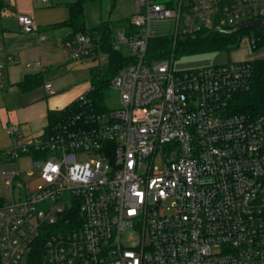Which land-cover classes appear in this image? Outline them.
Listing matches in <instances>:
<instances>
[{"label":"built area","instance_id":"1","mask_svg":"<svg viewBox=\"0 0 264 264\" xmlns=\"http://www.w3.org/2000/svg\"><path fill=\"white\" fill-rule=\"evenodd\" d=\"M134 1L130 32L114 38L135 59L111 80L116 109L67 115L27 143L8 126L15 142L0 158L31 155L39 176L33 186L3 173L0 264H25L43 234L47 264H264V114L232 108L251 88L253 60L176 70L173 55L147 58L154 19H173L175 39L195 38L264 19V0ZM17 21L39 29L31 15ZM63 47L72 60L98 53L84 33ZM14 60L0 48V89Z\"/></svg>","mask_w":264,"mask_h":264},{"label":"crops","instance_id":"2","mask_svg":"<svg viewBox=\"0 0 264 264\" xmlns=\"http://www.w3.org/2000/svg\"><path fill=\"white\" fill-rule=\"evenodd\" d=\"M1 1L0 48L5 52L13 53L15 60L7 63L4 87L0 89V151L8 149L15 142L7 132L9 125L18 126L21 142H31L42 136L46 130L50 111L64 109L88 92L92 86L90 69H85V66L78 67L79 84L74 91L68 88L67 80L64 81L61 77L65 67L64 62L72 59L68 58L63 47L70 30L60 25L69 18L68 4L75 0ZM131 1L133 5L129 7L134 12L135 1ZM20 13L33 16L39 28L37 32L22 31L17 21V15ZM41 33L47 38L42 40ZM102 54V58L106 60V55ZM38 57L44 59L41 67L28 65L29 61ZM90 58L80 59V63ZM29 74H38L41 77V84L31 87L22 84ZM46 82H51V89L45 88ZM1 161L5 162L0 158Z\"/></svg>","mask_w":264,"mask_h":264},{"label":"trees","instance_id":"3","mask_svg":"<svg viewBox=\"0 0 264 264\" xmlns=\"http://www.w3.org/2000/svg\"><path fill=\"white\" fill-rule=\"evenodd\" d=\"M95 0H75L68 4L69 18L60 26L70 30L66 38H71L78 33L90 36L95 50L106 55V62L90 68L91 89L84 94L85 101L80 98L61 110L49 112L47 129L60 118L75 113L98 114L109 111L107 100L109 97L112 78L122 71L135 59L128 53L114 48L115 26L109 19L93 27L87 26L85 8ZM122 29L130 32L128 25ZM254 31L257 38L256 48L264 45V32L258 29H247L234 33H224L219 30L205 32L195 38H178L174 36L152 37L149 41L147 58L149 60H161L173 56L192 54L203 51H222L238 45L244 34ZM253 64V76L251 88L248 91L239 92L232 101V108L240 113L252 116L264 114V58L255 59ZM26 87L41 84L38 74L26 75L22 84ZM5 151H0V157ZM47 234H43L29 252L25 264H47L45 242Z\"/></svg>","mask_w":264,"mask_h":264},{"label":"rangeland","instance_id":"4","mask_svg":"<svg viewBox=\"0 0 264 264\" xmlns=\"http://www.w3.org/2000/svg\"><path fill=\"white\" fill-rule=\"evenodd\" d=\"M7 1V0H6ZM25 1V0H24ZM164 1V0H162ZM133 5L131 0H95L86 5L85 13L88 26H94L101 20L109 19L114 23L115 34L118 29L129 24L130 17L133 15ZM129 8V9H128ZM252 30V29H251ZM150 33L152 37L173 36L175 34V21L173 19H154L150 23ZM255 35L254 31L243 35L238 45L222 51H203L192 54L173 56L174 68L176 70L202 68L210 65H224L235 62L251 61L264 58V45L251 50V36ZM124 53H130L126 44L120 47ZM102 53H96L93 58L80 60H71L64 62L65 67L61 72L63 80H67L68 88L74 91L79 84V66H85V69L104 64L106 60L102 59ZM172 57V56H171ZM89 72V71H88ZM60 77V76H59ZM109 108L116 109L120 104V94L116 89L110 87L109 97L107 100ZM156 165L161 164L160 157L156 158ZM33 157L31 155H22L21 157L0 162V197H5L8 201L11 199L10 188L3 177L6 171H16L21 173L27 184L38 185V172L31 173L33 170ZM170 200L167 201V204Z\"/></svg>","mask_w":264,"mask_h":264},{"label":"water","instance_id":"5","mask_svg":"<svg viewBox=\"0 0 264 264\" xmlns=\"http://www.w3.org/2000/svg\"><path fill=\"white\" fill-rule=\"evenodd\" d=\"M247 29H258L264 32V19L260 18V19L251 20L249 22L242 23L232 29L218 28L217 30L224 33H234Z\"/></svg>","mask_w":264,"mask_h":264}]
</instances>
